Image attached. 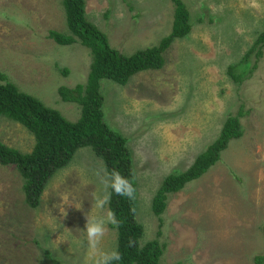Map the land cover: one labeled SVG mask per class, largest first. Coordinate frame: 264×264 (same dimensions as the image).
<instances>
[{"label":"rangeland","instance_id":"rangeland-1","mask_svg":"<svg viewBox=\"0 0 264 264\" xmlns=\"http://www.w3.org/2000/svg\"><path fill=\"white\" fill-rule=\"evenodd\" d=\"M61 1L0 0V74L47 107L61 106L75 122L79 106L61 102L57 91L85 85L91 56L78 43L48 39L49 31L66 33ZM181 1L190 34L170 45L161 70L139 73L123 87L101 81L104 119L127 139L141 245L165 244L161 264H254L264 256V49L242 84L227 68L262 31L264 0ZM173 12L172 0H85L88 21L128 56L157 46L171 31ZM239 111L242 138L169 197L159 224L150 205L163 178L186 170ZM0 142L24 153L34 144L18 123L3 118ZM109 186L102 161L83 148L31 208L15 167L0 166V264H98L116 240L107 202L97 206ZM94 219L103 221V232L90 239L86 226Z\"/></svg>","mask_w":264,"mask_h":264},{"label":"trees","instance_id":"trees-1","mask_svg":"<svg viewBox=\"0 0 264 264\" xmlns=\"http://www.w3.org/2000/svg\"><path fill=\"white\" fill-rule=\"evenodd\" d=\"M174 5L170 33L157 46L124 55L110 47L105 34L100 32L85 14V0H62L66 33L48 32V39L58 46L78 43L90 52L91 64L85 85L73 89L62 87L58 96L63 103L79 106L80 115L75 122L65 118L61 106L50 108L35 97L20 92L18 87L0 74V118L18 123L34 140L29 153L21 152L0 142V166L12 165L22 179L26 204L36 208L42 192L59 171L66 168L75 153L90 148L102 161L110 180L112 173L127 179L134 193L131 198L117 195L109 186L107 209L112 216L111 228L116 232L113 252L120 255L119 261L110 264H161L166 245L152 240L141 245L143 226L136 220L137 184L133 161L127 148V139L109 126L104 119L103 100L99 93L101 81H112L125 86L135 75L158 71L164 66L163 55L176 39H183L191 32L190 14L181 0H172ZM264 49V22L262 31L241 59L228 66L227 75L236 83L242 82L256 68ZM256 61L251 64V58ZM67 76V70H60ZM239 111L228 116L215 139L203 147L192 164L184 171H174L161 181L151 198V213L158 218L164 214L168 199L179 193L193 181L205 175L221 158L232 141L243 136ZM161 226H159L160 228ZM160 236V230L157 232ZM254 264H264V256H256Z\"/></svg>","mask_w":264,"mask_h":264},{"label":"clouds","instance_id":"clouds-1","mask_svg":"<svg viewBox=\"0 0 264 264\" xmlns=\"http://www.w3.org/2000/svg\"><path fill=\"white\" fill-rule=\"evenodd\" d=\"M110 187L117 195L128 196L129 198H131L134 193V189L131 183L127 179L122 178L116 172L112 173ZM108 199H109V195H105L103 199H98L97 206L98 207L102 206L104 203L108 201ZM86 231L90 239L98 238L103 232V221L95 220V219L89 221L86 226ZM119 259H120L119 253L114 251L111 254L101 257V260L98 262V264H110V261L113 260L119 261Z\"/></svg>","mask_w":264,"mask_h":264}]
</instances>
